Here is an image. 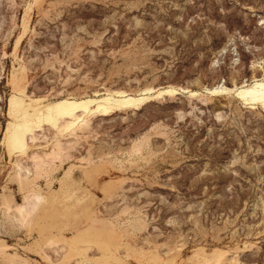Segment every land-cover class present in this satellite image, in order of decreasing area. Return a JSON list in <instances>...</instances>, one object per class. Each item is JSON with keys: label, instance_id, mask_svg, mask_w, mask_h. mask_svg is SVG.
I'll return each instance as SVG.
<instances>
[{"label": "rangeland", "instance_id": "rangeland-1", "mask_svg": "<svg viewBox=\"0 0 264 264\" xmlns=\"http://www.w3.org/2000/svg\"><path fill=\"white\" fill-rule=\"evenodd\" d=\"M263 78L264 0H0V264H264Z\"/></svg>", "mask_w": 264, "mask_h": 264}, {"label": "bare ground", "instance_id": "bare-ground-1", "mask_svg": "<svg viewBox=\"0 0 264 264\" xmlns=\"http://www.w3.org/2000/svg\"><path fill=\"white\" fill-rule=\"evenodd\" d=\"M164 91H160L156 95H160V93ZM166 92H175L173 89H169ZM161 93V94H162ZM237 96L242 99L243 101H250L255 103H262L264 104V78L260 80H253L250 84L244 85L235 90ZM151 93H140L138 95H129L124 93H109L103 94L97 98H85L79 102H65V108L63 114H70L68 110H76L81 109L83 110L84 116L92 115V114H99V115H107L112 110H118L122 108H131L136 106L137 104H141L143 100L147 99L151 96ZM144 97V98H143ZM55 108L59 109V106H54ZM71 107L70 109H68ZM84 118V117H83ZM83 118L76 117L74 120L67 122L65 125V129H72L74 126L76 127L79 122L82 123ZM84 125V123H83ZM33 126H29L24 124L21 130H18L20 126L14 131V138H13V152L15 153H25L26 151V144L28 135H30V139H34V130L32 129ZM28 145V144H27ZM52 157V156H51ZM45 160V159H44ZM36 201H39V196H36ZM29 199H26L24 204L18 206L16 211L18 212L19 216H22L24 219V215L29 216L30 213H33L36 208L37 204H29Z\"/></svg>", "mask_w": 264, "mask_h": 264}]
</instances>
